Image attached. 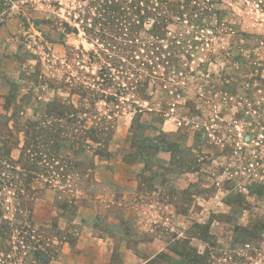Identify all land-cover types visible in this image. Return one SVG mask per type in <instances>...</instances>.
I'll return each instance as SVG.
<instances>
[{"label": "rangeland", "instance_id": "obj_1", "mask_svg": "<svg viewBox=\"0 0 264 264\" xmlns=\"http://www.w3.org/2000/svg\"><path fill=\"white\" fill-rule=\"evenodd\" d=\"M123 1L0 0V264H264V0Z\"/></svg>", "mask_w": 264, "mask_h": 264}, {"label": "trees", "instance_id": "obj_2", "mask_svg": "<svg viewBox=\"0 0 264 264\" xmlns=\"http://www.w3.org/2000/svg\"><path fill=\"white\" fill-rule=\"evenodd\" d=\"M142 3L144 4L142 5ZM107 10L117 15L116 22L120 30L118 34L126 42H134L145 17L153 20L152 29L149 33L153 39L160 41L166 37V30L174 18L181 20L188 12L192 13L191 17L196 13L203 14L208 12L210 8L209 6H202V3L198 0L169 3L162 0H132L130 4H128V0H125L108 7ZM9 130L8 128L7 133L10 137L12 133ZM6 150L9 153V149ZM7 160H9L8 157Z\"/></svg>", "mask_w": 264, "mask_h": 264}]
</instances>
